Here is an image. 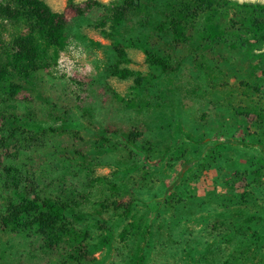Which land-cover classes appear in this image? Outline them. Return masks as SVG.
Wrapping results in <instances>:
<instances>
[{
    "label": "rangeland",
    "instance_id": "rangeland-1",
    "mask_svg": "<svg viewBox=\"0 0 264 264\" xmlns=\"http://www.w3.org/2000/svg\"><path fill=\"white\" fill-rule=\"evenodd\" d=\"M87 1L53 11L67 25L35 75L42 100L22 88L17 98L47 114L31 133L41 148L22 158L51 190L81 197L68 220L88 239L76 257L0 225V264H264V0H220L177 48L170 20L191 0H138L118 35L101 9L74 13ZM23 33L0 22L5 40ZM141 48L174 69L149 66ZM114 68L143 77V89ZM130 225L136 237L124 235Z\"/></svg>",
    "mask_w": 264,
    "mask_h": 264
},
{
    "label": "trees",
    "instance_id": "trees-1",
    "mask_svg": "<svg viewBox=\"0 0 264 264\" xmlns=\"http://www.w3.org/2000/svg\"><path fill=\"white\" fill-rule=\"evenodd\" d=\"M218 4L220 0H191L183 10L176 13L169 26L172 46L177 48L186 44L187 35L193 31L196 19L203 13L214 11ZM137 7L138 0H123L119 4L108 5L88 0L83 8L72 9L77 15L101 9L111 34L118 35L120 26ZM259 9L264 13V6H259ZM0 22L18 24L24 32L9 40L0 35V225L10 232L38 236L45 249L67 246L76 257H80L81 247L87 242L88 236L73 227L68 216L81 214L74 211L81 197L68 194L58 187L53 191L45 184V180L29 171L31 160L22 157L41 148L40 137H33L31 133H36V122L47 114L41 107L31 103L20 105L17 98L22 88L42 100L35 75L46 66L48 50L63 48L67 20L63 14L53 12L43 0H0ZM102 32L106 33L105 30ZM211 33L210 42L225 43L224 33ZM111 34L105 35L111 37ZM231 40L243 41L237 36ZM114 47L118 60L126 62V55L119 45L115 44ZM141 49L149 66L163 73L174 69L166 58L153 50ZM113 76L120 80L133 77L135 89L141 90L145 85L143 77L134 76L127 69L114 68ZM22 84H26L27 88ZM44 104L53 107L48 102ZM135 135L139 137V134ZM130 227L133 233L127 232L124 235L136 237L138 226ZM141 235H148V229ZM143 262L144 258L140 255L134 259L133 264Z\"/></svg>",
    "mask_w": 264,
    "mask_h": 264
},
{
    "label": "clouds",
    "instance_id": "clouds-1",
    "mask_svg": "<svg viewBox=\"0 0 264 264\" xmlns=\"http://www.w3.org/2000/svg\"><path fill=\"white\" fill-rule=\"evenodd\" d=\"M66 3L64 2V0H60V2H57V0H52V8L53 11L59 12L60 10H62L63 7H66Z\"/></svg>",
    "mask_w": 264,
    "mask_h": 264
}]
</instances>
